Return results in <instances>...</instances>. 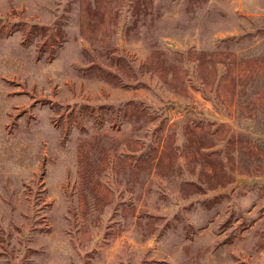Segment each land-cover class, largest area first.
I'll list each match as a JSON object with an SVG mask.
<instances>
[{"label":"rangeland","instance_id":"rangeland-1","mask_svg":"<svg viewBox=\"0 0 264 264\" xmlns=\"http://www.w3.org/2000/svg\"><path fill=\"white\" fill-rule=\"evenodd\" d=\"M0 264H264V0H0Z\"/></svg>","mask_w":264,"mask_h":264}]
</instances>
